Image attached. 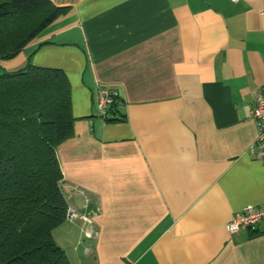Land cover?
Returning a JSON list of instances; mask_svg holds the SVG:
<instances>
[{"label": "crops", "instance_id": "obj_1", "mask_svg": "<svg viewBox=\"0 0 264 264\" xmlns=\"http://www.w3.org/2000/svg\"><path fill=\"white\" fill-rule=\"evenodd\" d=\"M67 7L0 72L62 69L73 136L56 149L68 206L94 216L54 231L71 264H264V161L248 152L264 92V0H50ZM119 91L104 120L96 86Z\"/></svg>", "mask_w": 264, "mask_h": 264}, {"label": "trees", "instance_id": "obj_2", "mask_svg": "<svg viewBox=\"0 0 264 264\" xmlns=\"http://www.w3.org/2000/svg\"><path fill=\"white\" fill-rule=\"evenodd\" d=\"M67 7L0 0V59L17 55ZM118 105L107 121L122 120ZM62 69L27 64L0 72V264H71L54 231L66 220L57 147L73 136Z\"/></svg>", "mask_w": 264, "mask_h": 264}, {"label": "built area", "instance_id": "obj_3", "mask_svg": "<svg viewBox=\"0 0 264 264\" xmlns=\"http://www.w3.org/2000/svg\"><path fill=\"white\" fill-rule=\"evenodd\" d=\"M238 2L239 0H231ZM97 100L96 107L100 116L106 120L110 116V107L114 104L119 105V91L116 87L106 84L96 86ZM252 118L256 124V139L250 144L248 152L255 158L264 161V92L254 94L253 108L251 110ZM67 220L70 222H81L79 227V239L76 242L75 249L82 244L85 238H95L97 229L94 224V216L76 206H67ZM264 221V209L247 205L243 210L236 212L231 221L226 224L230 233H235L241 228L255 226Z\"/></svg>", "mask_w": 264, "mask_h": 264}]
</instances>
